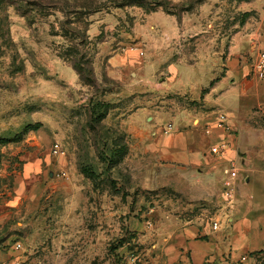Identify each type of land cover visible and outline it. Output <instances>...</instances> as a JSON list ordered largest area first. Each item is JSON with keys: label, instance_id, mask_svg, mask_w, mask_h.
I'll return each instance as SVG.
<instances>
[{"label": "rangeland", "instance_id": "obj_1", "mask_svg": "<svg viewBox=\"0 0 264 264\" xmlns=\"http://www.w3.org/2000/svg\"><path fill=\"white\" fill-rule=\"evenodd\" d=\"M262 52L264 0H0V139L40 126L0 143V264H143L156 224L212 217L216 190L125 126L186 136ZM245 119L264 130L263 103Z\"/></svg>", "mask_w": 264, "mask_h": 264}, {"label": "crops", "instance_id": "obj_2", "mask_svg": "<svg viewBox=\"0 0 264 264\" xmlns=\"http://www.w3.org/2000/svg\"><path fill=\"white\" fill-rule=\"evenodd\" d=\"M263 53H258L254 62ZM227 80L221 74L209 83L213 82L212 86L202 94L209 108L207 112L191 115L195 118L186 124V136L174 131V126L165 133L167 125L162 129L154 128L153 124L142 125L140 118L126 123L132 143L154 154L166 166L195 171L206 186L217 192V210L208 220L185 223L166 220L156 224V234L151 236L154 243L151 256L143 264H264V130L247 124L245 119L253 103L264 105V79H259L250 68L247 71L243 68L239 85L228 89ZM251 81L261 85L256 89ZM213 97L218 98L211 102L209 98ZM222 99L226 101L227 114L220 110ZM223 114L236 135L219 126ZM246 136L255 140L253 146L245 144ZM212 147H223V156L212 155ZM230 162L237 166L238 176L233 197L228 200L223 194L222 170ZM214 221L219 225L217 230H212Z\"/></svg>", "mask_w": 264, "mask_h": 264}, {"label": "built area", "instance_id": "obj_3", "mask_svg": "<svg viewBox=\"0 0 264 264\" xmlns=\"http://www.w3.org/2000/svg\"><path fill=\"white\" fill-rule=\"evenodd\" d=\"M254 73L259 79H264V53L259 55L258 60L254 64ZM220 124L219 126L223 128L224 130H227V126L225 125L226 118L224 115H220L219 117ZM172 129V125H168L164 132H168ZM55 152L57 153V146L55 147ZM210 153L214 155L215 157H222L224 154V148L223 147H212L210 150ZM222 173L224 175V181H223V194L226 197V199L231 200L233 197V188H234V181L237 179L238 176V168L237 166L230 162L223 170ZM218 223L212 222V230L218 229ZM20 245H16V250L20 249ZM18 264V263H15Z\"/></svg>", "mask_w": 264, "mask_h": 264}, {"label": "trees", "instance_id": "obj_4", "mask_svg": "<svg viewBox=\"0 0 264 264\" xmlns=\"http://www.w3.org/2000/svg\"><path fill=\"white\" fill-rule=\"evenodd\" d=\"M156 6H161V4H154L153 6H151V9H154ZM153 7V8H152ZM213 82L210 84V86H212ZM207 90H205L206 92ZM204 92V93H205ZM101 114L99 115L100 118L105 117L106 113H107V108L106 107H101ZM40 128V126L38 124L35 125H26L24 126V128L22 129L21 132H19L18 134H16L15 136H13L12 139H0V143L2 144H8L9 142L12 141H19L21 140V138L26 135L28 132L30 131H37ZM82 172L85 174H88V169L87 168H83Z\"/></svg>", "mask_w": 264, "mask_h": 264}]
</instances>
